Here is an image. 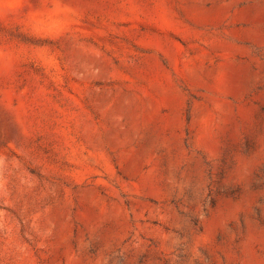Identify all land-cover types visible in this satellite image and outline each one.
<instances>
[{
	"label": "rangeland",
	"instance_id": "rangeland-1",
	"mask_svg": "<svg viewBox=\"0 0 264 264\" xmlns=\"http://www.w3.org/2000/svg\"><path fill=\"white\" fill-rule=\"evenodd\" d=\"M0 264H264V0H0Z\"/></svg>",
	"mask_w": 264,
	"mask_h": 264
}]
</instances>
